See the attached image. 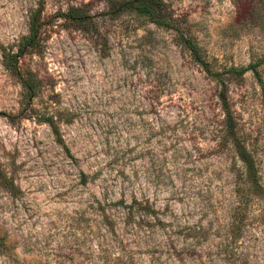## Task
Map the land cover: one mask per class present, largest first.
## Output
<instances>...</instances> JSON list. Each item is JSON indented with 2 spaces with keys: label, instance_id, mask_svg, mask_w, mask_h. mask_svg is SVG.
Returning a JSON list of instances; mask_svg holds the SVG:
<instances>
[{
  "label": "rangeland",
  "instance_id": "1",
  "mask_svg": "<svg viewBox=\"0 0 264 264\" xmlns=\"http://www.w3.org/2000/svg\"><path fill=\"white\" fill-rule=\"evenodd\" d=\"M119 1L0 0V264H264L262 88L229 84L233 136L178 30ZM165 2L215 64L264 58V0ZM40 6L28 98L3 55Z\"/></svg>",
  "mask_w": 264,
  "mask_h": 264
},
{
  "label": "trees",
  "instance_id": "2",
  "mask_svg": "<svg viewBox=\"0 0 264 264\" xmlns=\"http://www.w3.org/2000/svg\"><path fill=\"white\" fill-rule=\"evenodd\" d=\"M40 6L33 11L28 19L29 33L23 36L19 51L15 54L4 53L6 66L16 73L20 78L21 86L23 87L24 94L30 98L37 93V83L31 76L21 77L17 73L16 63L17 58L25 53L28 48H32L35 45L40 28L42 26ZM119 11L134 12L137 15L144 16L149 21L155 23L157 26L164 28H172L177 31L179 37V44L185 51L188 52L192 61L205 73V75L216 83L219 89V97L222 101V107L225 111V122L228 132L236 135L235 122L231 116L230 108L226 102V92L229 84L233 81L239 82L243 79L247 72H251L253 77L257 80L258 84L262 88V95L264 99V81L258 70V66L264 61L263 59L250 62L246 66L238 65H220L215 64L210 57L206 54L204 49L199 45L197 40L193 38L188 31H181L176 26V18L171 15L168 5L165 0H120L118 3ZM61 16L71 22L79 23L83 25L84 21H87L89 16L83 15L76 7H69L68 10L61 14ZM264 101V100H263ZM51 123V122H50ZM55 130V129H54ZM235 151L239 154L240 160L243 163L244 169L248 176H251L254 172V161L249 153L245 150L243 145H240L237 140H234Z\"/></svg>",
  "mask_w": 264,
  "mask_h": 264
}]
</instances>
